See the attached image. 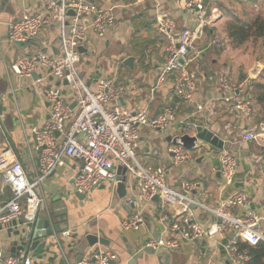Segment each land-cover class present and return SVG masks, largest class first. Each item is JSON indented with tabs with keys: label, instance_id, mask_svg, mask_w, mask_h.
<instances>
[{
	"label": "crops",
	"instance_id": "crops-1",
	"mask_svg": "<svg viewBox=\"0 0 264 264\" xmlns=\"http://www.w3.org/2000/svg\"><path fill=\"white\" fill-rule=\"evenodd\" d=\"M84 1L100 10L113 9L117 13L113 28L102 37L89 31L88 39L82 46L79 71L90 90H98L99 80H115L123 90L116 104L131 111L148 107L151 117L180 102L179 113L168 131L159 132L150 126L141 128L138 159L143 166L167 170L168 184L175 189H179L185 181H200L202 190L193 192L191 198L212 208H218L236 193H246L251 196V210L263 215V151L254 143L242 142L251 125L222 100L221 83L223 79H228L232 83H245L251 87L259 80L264 70L262 42L250 40L236 46L227 34V27L231 23L251 25L257 16H264V0H207L209 15L216 12L220 18L211 28H203L198 37L197 51L203 52L188 66L189 71L197 75V89L192 101L188 102L171 100V85L164 86L152 96L159 68L166 60L170 45L159 29V19L165 16L172 21L177 37L184 30H198L194 14L185 8L186 0H144L134 7L131 5L137 0ZM43 8V0H0V165L8 166L18 160L30 175L38 166L30 149L34 142L31 129L50 120V108L41 95V87L35 85L42 72L37 73V77L24 79L10 75L8 68L22 56L43 51L59 55L60 32L57 26L48 24L37 40L18 44L9 40V25L21 20L25 14H38ZM212 43H221V46ZM209 45L210 48L205 50ZM130 58L134 61L128 66L126 62ZM47 83L56 84L53 78H48ZM13 89L18 91L12 94ZM63 91L71 100L70 90L65 88ZM202 105L205 111L200 114L197 109ZM194 124L207 126L223 140L224 148L219 149L199 140L194 151L195 162L174 167L170 153L173 141L169 142V139L172 137L174 140L176 135L195 136ZM256 124L264 130L261 108ZM225 151L237 159L235 181L229 187L223 186L220 172V159ZM79 168L77 161L66 160L65 166L43 184L48 205L41 210L36 227L40 221H49L52 230L50 236L45 228L40 230L43 237L39 242L46 244L43 251L37 252L26 245L28 226L20 218L0 228V252L5 257L14 256L26 248L30 251L33 264H76L87 250L97 248L99 243L117 255L116 264H127L133 257L138 264H233L225 250L229 239L221 244L206 240L205 245L195 242L182 244L179 235L170 232L174 213L162 202L144 206V223L137 230L124 231L122 222L133 212L126 202L137 195L135 182L128 178L127 196L122 199L117 192L116 196L112 195L108 184L95 189L89 196L78 195L71 188ZM12 198V191L0 176V206L9 203ZM239 210L233 208L230 212H247L246 208ZM193 212L195 220L204 225L210 224L213 219L198 206L193 208ZM60 221L62 229L57 230L56 225ZM65 230H73L75 235L66 239L61 235ZM259 230L264 233V224H260ZM55 231L59 243L54 241ZM88 236H94L97 242L90 245ZM156 239L160 242L178 241L180 247L166 250L160 262V252L156 250L151 254L145 251L148 245L156 243Z\"/></svg>",
	"mask_w": 264,
	"mask_h": 264
},
{
	"label": "built area",
	"instance_id": "built-area-1",
	"mask_svg": "<svg viewBox=\"0 0 264 264\" xmlns=\"http://www.w3.org/2000/svg\"><path fill=\"white\" fill-rule=\"evenodd\" d=\"M43 1L44 8L40 13L25 14L21 20L9 25V40L12 43L33 42L41 36L46 25L54 24L60 32L61 53L52 55L43 51L19 57L11 63L8 72L24 79H31L34 74L42 72L35 85L41 87V95L49 104L50 120L43 126L31 129L34 142L30 149L38 163L33 175L18 160L8 166L0 165L2 181L13 193L12 200L0 206V228L21 218L28 226L30 236L36 229L41 210L48 205L43 191L44 182L65 166L66 160H75L80 168L72 183L74 193L89 196L95 189L108 184L112 195L116 196L120 183L118 168L125 169L128 178L135 182L137 195L126 202L133 212L122 222L124 231L137 230L144 223V206L153 204L158 197L157 204L162 202L163 206L168 205L174 213L170 232L179 235L182 244L197 239L221 244L229 239L225 244L228 260L233 264H248L252 257L248 249L241 248V244L256 247L264 242V233L257 228L264 224V214L259 215L252 210L240 211L250 206V195L236 193L218 208H212L191 198L193 192L202 190L200 181H185L179 189L172 188L168 184L167 170L145 167L138 159L141 128L150 126L159 132L168 131L179 113L180 102L151 117L148 107L131 111L116 104L123 90L115 80H99L98 90L94 92L81 77L80 48L88 39V32L104 36L116 24V11L100 10L84 0ZM143 2L137 0L131 7ZM185 8L194 14L197 28H211L220 18L216 12L209 15L207 0H186ZM70 11H74L75 15L71 16ZM158 26L170 45L166 60L159 68L152 96L164 86L171 85V100L192 101L197 89V75L190 72L188 66L203 52L197 51V30H184L177 37L175 24L165 16L159 19ZM213 45L220 47L221 43ZM180 58H185L184 66L179 64ZM48 78H53L56 84L49 85ZM221 86L222 100L251 125V129L244 133L242 142L256 144L264 155V130L256 124L259 108L251 99L252 88L228 79H223ZM65 88L70 90L71 100L67 99L63 91ZM18 89L11 90V93L15 94ZM204 109L202 105L197 110L202 114ZM170 153L174 167H182L196 160L194 151L186 150L180 142L172 145ZM220 172L223 186L233 185L237 159L228 151L221 155ZM195 206L212 216L210 224L204 225L195 220ZM233 208L240 209L241 213H231L230 209ZM53 233L54 241L59 243L58 234L56 231ZM61 235L70 239L75 232L65 230ZM147 247L161 252L177 249L180 244L178 241L159 242ZM0 261L2 264H33L30 251L26 248L10 257L0 252ZM117 261L115 253L98 243L97 248L87 250L76 264H116Z\"/></svg>",
	"mask_w": 264,
	"mask_h": 264
},
{
	"label": "water",
	"instance_id": "water-1",
	"mask_svg": "<svg viewBox=\"0 0 264 264\" xmlns=\"http://www.w3.org/2000/svg\"><path fill=\"white\" fill-rule=\"evenodd\" d=\"M69 14L71 16L75 15L74 11H70ZM203 31V27H199L197 30V37L201 36V32ZM18 44H24L22 42H19ZM80 52L83 53V48H80ZM133 58H130L127 60L126 65L131 66L133 63ZM179 64L181 66L185 65V58H180L179 59ZM33 77H37V74H34ZM65 85H67V83H64ZM49 106V104H48ZM75 107V104L72 105V108ZM195 130H196V135L195 136H190L189 134L187 135H176L173 141V144H176L177 142H180L181 145L186 149V150H190V151H195L196 147L198 146V141L201 140L202 142L205 141L209 144H211L214 147H217L219 149H223L224 148V142L223 140L216 135L214 132H212L211 130H209L207 128V126L205 127L204 125H195L192 126ZM204 143V142H203ZM55 174V173H54ZM53 174V175H54ZM118 175H119V180L120 183L117 186L116 192L117 195L119 196V198H124L127 196V182H128V176L126 175V170L122 169V168H118ZM79 195V194H78ZM155 202H159L158 197H156L154 199ZM246 210L249 211L251 210L250 206L246 207ZM43 223V224H42ZM45 228L46 229V234L48 236L52 235V230L50 228V223L49 221L47 222H38V225L35 229V231H33L32 234H30V238H28L29 240L27 241V244L29 246H31L32 250H37V252H42L44 247H45V243H40V239L43 237L42 232L40 231L41 229ZM257 228L259 229L260 226H257ZM88 241L90 243V245H93L95 242H97V239L94 236H88ZM161 240L156 239V243H159ZM101 243L104 245H107V242L104 240H101ZM195 243H202V244H206V241L204 239H197L195 240ZM23 248V247H22ZM20 248V249H22ZM178 249V248H177ZM174 250V249H173ZM147 252L153 254V251H155L152 247H146ZM165 251H161L158 254V259L160 262H162L163 257H164ZM127 264H138L136 258H131L130 261Z\"/></svg>",
	"mask_w": 264,
	"mask_h": 264
},
{
	"label": "trees",
	"instance_id": "trees-1",
	"mask_svg": "<svg viewBox=\"0 0 264 264\" xmlns=\"http://www.w3.org/2000/svg\"><path fill=\"white\" fill-rule=\"evenodd\" d=\"M227 34L236 46H242L250 40L262 42L264 52V16H257L251 25L231 23L227 27ZM251 88V99L264 114V70L259 80L252 83ZM241 248L248 249L250 252L252 260L248 264H264V242L255 248L248 245H241Z\"/></svg>",
	"mask_w": 264,
	"mask_h": 264
},
{
	"label": "rangeland",
	"instance_id": "rangeland-1",
	"mask_svg": "<svg viewBox=\"0 0 264 264\" xmlns=\"http://www.w3.org/2000/svg\"><path fill=\"white\" fill-rule=\"evenodd\" d=\"M240 5L243 7V5H242V4H240ZM244 5H245V4H244ZM241 6H240V7H241ZM242 7H241V8H242ZM263 9H264V7H263ZM255 12H257V11H256V9H255ZM253 44H254V43H253ZM172 141H174V140H173V138H172V137H170V139H169V142H172ZM57 223H58V224L56 225V228H57V230H60V229H62V224H61V221H60V222H57Z\"/></svg>",
	"mask_w": 264,
	"mask_h": 264
}]
</instances>
